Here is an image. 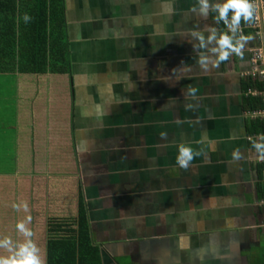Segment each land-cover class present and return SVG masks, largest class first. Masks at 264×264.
<instances>
[{"label":"crops","instance_id":"1","mask_svg":"<svg viewBox=\"0 0 264 264\" xmlns=\"http://www.w3.org/2000/svg\"><path fill=\"white\" fill-rule=\"evenodd\" d=\"M215 2L202 16L197 0H63L73 148L47 152L57 166L48 158L38 174L46 190L5 182L19 176V125L32 122L19 115L26 75L0 74V237L24 241L16 226L31 192L28 229L43 264H264V160L241 76L263 38L241 20L251 36L242 56L217 64L207 36L228 29ZM181 144L200 153L187 168L175 162Z\"/></svg>","mask_w":264,"mask_h":264},{"label":"trees","instance_id":"2","mask_svg":"<svg viewBox=\"0 0 264 264\" xmlns=\"http://www.w3.org/2000/svg\"><path fill=\"white\" fill-rule=\"evenodd\" d=\"M63 11V0H0V74L26 75L23 84H29L27 87L30 88H23L25 95L20 97L23 102L20 104L19 115L25 114L32 122L24 127L19 125L17 148L26 152L18 156L17 161H22L16 163L18 178H9L5 182L25 191L30 187L32 195L36 187L46 190L50 184L48 178L40 180L38 176L40 171H46L48 158L50 171L57 166V162L47 153L50 148L57 150L58 154L70 153L73 148V137L68 125L72 98L68 86V46L63 40ZM24 13L31 17L27 23L22 19ZM3 75H0V95L7 86ZM243 83L245 92L250 88L264 90V82L243 78ZM34 90L38 91L36 97L33 95ZM260 108V97L245 96V109L248 113ZM37 121H40L39 125ZM40 128L42 132L38 134L48 137L43 142L49 146L43 149L38 146L42 151L37 150V143L32 141ZM247 129L249 135L264 133V125L259 120H249ZM262 167L264 169V164ZM31 192L24 203L23 223L26 228L30 220ZM5 236L6 233H3L0 239ZM0 251L7 252L2 248Z\"/></svg>","mask_w":264,"mask_h":264},{"label":"clouds","instance_id":"3","mask_svg":"<svg viewBox=\"0 0 264 264\" xmlns=\"http://www.w3.org/2000/svg\"><path fill=\"white\" fill-rule=\"evenodd\" d=\"M198 9L193 8V11H198L202 16H206L209 11V0H197ZM212 10L217 13L215 20L218 22L223 21L228 29V32H221L217 36L215 28H212L207 36V42L215 40L216 47L210 49L211 52L216 53V63L226 60L230 54L242 56V49L251 36H246L241 33L240 22L241 20L249 22L253 19L254 4L250 0H221L211 5ZM231 16L229 17V12ZM23 21L27 23L31 17L24 13ZM237 33H240L238 36ZM195 39L199 42L194 47L204 49L205 36L200 33H194ZM209 57L205 54H200L198 63L206 67ZM191 93L195 92L194 88H190ZM161 133V137H164ZM252 147L258 154V158L264 160V134H258L257 140L253 141ZM200 153L194 151L192 147L181 144L178 146L177 155L175 158L176 164L180 168L189 167L194 156ZM233 158L240 157L239 150L233 152ZM26 207V206H25ZM17 230L25 237L23 242H13L9 237L5 236L0 239V248L7 250L8 255H0V264H43L40 257V250L30 238L32 233L30 229L26 228L24 223L17 224Z\"/></svg>","mask_w":264,"mask_h":264},{"label":"built area","instance_id":"4","mask_svg":"<svg viewBox=\"0 0 264 264\" xmlns=\"http://www.w3.org/2000/svg\"><path fill=\"white\" fill-rule=\"evenodd\" d=\"M250 2L254 4V15L248 25L255 30L256 35H260L263 38V45L261 48L249 50V70L241 74V76L264 82V0H250ZM243 94L244 96L261 98V108L247 113V115L248 118L259 120L264 125V90L259 91L255 88H250L246 92L243 91Z\"/></svg>","mask_w":264,"mask_h":264},{"label":"rangeland","instance_id":"5","mask_svg":"<svg viewBox=\"0 0 264 264\" xmlns=\"http://www.w3.org/2000/svg\"><path fill=\"white\" fill-rule=\"evenodd\" d=\"M22 85V87L24 86V88H30V87H27V86H30L29 84H21ZM18 106H19V104H18ZM0 108L4 111V106L3 105H0ZM16 108V109H15ZM15 108H14V111L16 112V110H17V106L15 105ZM15 112H14V114H15ZM2 115L0 114V117H1ZM6 122H8V119H6ZM1 128H2V126H1V124H0V153H2V154H6V149L5 148H2L1 147V143H2V141H5V140H8L6 137H4V135L2 134V130H1ZM13 156H11V157H8L9 159L8 160H10V158H12ZM17 163H22V161H17ZM14 164H15V161H14ZM17 165V164H16ZM13 169H15V166L13 167Z\"/></svg>","mask_w":264,"mask_h":264}]
</instances>
